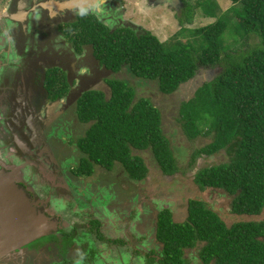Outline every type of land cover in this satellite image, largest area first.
<instances>
[{
	"label": "trees",
	"instance_id": "16d2710c",
	"mask_svg": "<svg viewBox=\"0 0 264 264\" xmlns=\"http://www.w3.org/2000/svg\"><path fill=\"white\" fill-rule=\"evenodd\" d=\"M181 1L184 8L175 15L180 29L165 42L149 30L110 28L91 13L67 23L64 35L75 53L90 46L111 73L109 94L91 89L77 101V116L89 128L78 142L84 156L75 174L88 176L96 165L108 169L118 162L132 179L142 180L148 169L134 152L146 148L162 174L178 173L180 161L154 96L139 94L135 82L116 75L126 70L138 81L155 82L168 95L202 74L192 97L180 103L177 125L193 142L212 134L209 143L194 148L189 165L203 155L222 153L227 159L198 165L193 181L201 191L226 194L238 219L227 224L204 199H188V217L181 223L163 209L156 236L162 251L158 258L147 254L146 264H189L184 252L197 244L203 264H264V0H228L224 10L218 0ZM196 9L214 21L186 27ZM186 33L192 38L181 40ZM202 70L213 73L206 76ZM51 73L45 86L51 100L61 99L69 89L67 76L57 67ZM101 224L91 219L90 233L100 241L122 243L106 238ZM64 233L70 241L76 236L75 230ZM85 247L93 260L95 250Z\"/></svg>",
	"mask_w": 264,
	"mask_h": 264
},
{
	"label": "flooded vegetation",
	"instance_id": "af4514ba",
	"mask_svg": "<svg viewBox=\"0 0 264 264\" xmlns=\"http://www.w3.org/2000/svg\"><path fill=\"white\" fill-rule=\"evenodd\" d=\"M44 1L48 0H27L22 5L21 0H8L0 9V170H5L2 169L4 163L18 165L20 179L17 178L16 185L25 189V193L30 198L40 200L43 197L46 200H40L34 206L35 214L43 216L51 223L52 221L55 223L60 221V223L57 224L54 232L34 239L22 247L25 250L22 254L18 251L9 254L0 247V264H92L93 260H88L81 250L83 245L79 244V239L75 236L70 241L66 237L68 234L62 233V215L57 211L61 208L59 201H67L52 196L47 198L48 193L46 196L41 195L30 179L29 167L37 162L36 159L50 162L48 146L55 135L54 125L46 127L49 117L41 114L46 110V104L51 102L50 91L45 86L44 69L57 65L66 71L68 78L72 73L84 82L86 81L82 77L87 76V74H76L77 72L70 65L73 59L71 53L61 46L63 44L61 39L64 38L62 33L60 35L58 26L61 22H72L73 13L65 9L52 15L48 9L41 6ZM167 1L168 4L176 5L174 6L176 11L179 9L177 7L182 6L180 11L183 9L181 0ZM114 2L109 0L102 4V11L96 12L100 19L107 22L116 19L119 21L117 27L131 26L140 31L139 27L131 25L127 20L110 18L116 12ZM23 13L24 19L20 20L16 17ZM117 14L120 15L119 12ZM22 35L30 36V42L34 47L25 48ZM57 49L61 51V55L57 53ZM81 65L85 67L91 65L89 71L92 75H101L104 72L94 56L84 57L82 53L77 60V67ZM89 83H93V80ZM65 150L60 149L63 153ZM1 152L5 156L1 155ZM58 182L60 190L66 192L63 185L65 181L59 179ZM64 209L69 210V208ZM74 230L76 231L72 227L66 231L74 232ZM52 236H55V239L51 238ZM45 252H49V255H45Z\"/></svg>",
	"mask_w": 264,
	"mask_h": 264
},
{
	"label": "crops",
	"instance_id": "0c3cea01",
	"mask_svg": "<svg viewBox=\"0 0 264 264\" xmlns=\"http://www.w3.org/2000/svg\"><path fill=\"white\" fill-rule=\"evenodd\" d=\"M26 1L27 0H21V3H23L22 5H24ZM107 1L109 0H48L42 2L41 6L48 9L50 14L52 15L57 14L60 10H71L74 16H72L73 22L77 20L76 17L81 13L95 14L100 19L99 15L96 12L102 11V4L106 3ZM0 6L1 8L5 6L4 0H0ZM16 17L22 20L24 19V13L21 14V16L16 15ZM70 51L71 56L73 58L70 63L72 69L77 72L76 74H87V76L82 77V79L86 82L78 79L77 75L73 76L72 73H70V77L68 78L66 71L60 66L55 65L53 67H46L44 69L45 72L48 69L56 67L65 72L67 80L69 82V89L67 94L63 98L50 100L51 102L46 104V110L44 112H41V114H46V116L49 117L46 127H52V125L55 124H65V128L70 129L72 133H74V131L76 133L79 131L78 134L81 138L89 128V124L83 123L79 120L76 111L77 101L81 97L82 91H87L91 89L101 90L93 87V84L97 80H99L101 76H103V72L101 73V75H92L89 69L85 71L87 67L82 65L77 67V60L79 57H81L84 51L80 54L75 53L73 49H70ZM57 53L61 55V51ZM106 70L105 67H103V71ZM106 79L107 78H104L103 80L106 82ZM92 80L93 83H89ZM83 86L84 88H82ZM88 86L92 87L89 88ZM86 124H88L87 128ZM54 139L53 141H50V145L48 146V155L50 156V162L36 159L37 162H35V165L32 164L31 167H29V172L31 173L30 179L32 183L35 184V187L37 188L38 192L40 193V190H42L41 195L46 196V193L49 194L47 195V198L48 196H52L59 200H64L67 202H69L70 200H72L73 202L75 198L77 199L79 197L86 196L89 200L88 202H86L87 205L84 204V207L80 209L78 208V211H76V213H78L79 210L87 211L89 213V219L87 221L88 231H90L91 219H97L102 223L100 226L101 230H103V227L109 226L108 224L104 225L106 224V222H112L113 225H116L118 222L126 224V228L124 229V232L121 234L120 237H117L116 235L112 234L109 236L107 231L106 233L104 232V234H106V238L122 239L123 241L121 244L100 241L97 238L94 240L86 239L88 242L86 244L87 248H93L95 250V258L98 260L97 264H111L110 262L106 261L109 260L108 258L113 257V259H115V254L121 255L124 253L130 254L132 258L136 257L143 264L146 263L147 254H151L152 252H154L156 253V256L158 255V258L162 251V243L156 238L157 220L160 211L163 209H168L171 213V217L174 222H184L188 217V199H185L184 202V217L183 214L177 210V207L174 204H160L161 202L164 203V199H159V196H154L150 194V189L144 190V188L140 184L141 181L132 179L125 171L124 167L118 162H115L108 169L103 168L100 165H96L95 174H93V176L95 177L93 181L94 183L87 179H79L75 177L73 173L69 172L71 167L74 165V163H71V158L65 157V154L60 151V149L67 150L71 147L67 139L66 131H64V133H56L54 135ZM73 145V147L75 149H78V151L80 152L78 154V151L76 150V160H81L84 154L79 150L77 142L75 144L73 143ZM140 151H149L153 156V152L150 150V148H146ZM134 154H136V152ZM143 162L148 165V162L147 160H145V158H143ZM118 170H120V172L123 174L122 182H120L119 178L117 177L120 174L118 173ZM35 174L38 177L33 181V176H35ZM145 178L146 179L144 180V183L148 184V182L146 181L149 177ZM27 179L29 178L27 177ZM59 179H62L63 182L65 181L63 185L65 186L66 192H62L60 190V183L58 182ZM159 179L160 178H158V180ZM166 179H168V177H166ZM72 181L74 183H72ZM75 184H82L85 188H83L81 191V189ZM89 184L93 187H97L98 191L96 190L95 192H91L92 187H87ZM150 184L152 183L150 182ZM40 185H45L46 191H44L45 189L43 190V187ZM105 186L106 189H101L99 191L100 188H104ZM87 188L89 189V192L85 191V189ZM41 198V201L45 200V198ZM181 203L182 202L178 204ZM153 204H155V206L152 208ZM68 213L73 214L71 209L68 210ZM59 214H57L58 217H60ZM73 215L75 216V214ZM82 226L83 224L81 225V227ZM76 227L77 226H74L75 229ZM81 229L86 230L85 228ZM64 232H66V229L64 230ZM131 257L129 258V260H131ZM199 262L200 264H203L201 261Z\"/></svg>",
	"mask_w": 264,
	"mask_h": 264
},
{
	"label": "rangeland",
	"instance_id": "374dc122",
	"mask_svg": "<svg viewBox=\"0 0 264 264\" xmlns=\"http://www.w3.org/2000/svg\"><path fill=\"white\" fill-rule=\"evenodd\" d=\"M218 1L221 4V7L223 10L227 9L231 4L230 1L228 0H218ZM191 2L193 1L191 0ZM114 3H115L114 7L115 6H119V7H115L116 12L110 18H118V19L122 18L123 20H127L131 23V25L135 27H139L140 31L149 30L158 37L160 42H165L166 40H169L180 29V25L178 24L175 14L180 12V9L182 8V6L177 7L179 9H177L176 11L175 9L176 7H174L176 5H172L171 3L168 4L167 0H158L157 3H154V0H116ZM183 8H184V5H183ZM0 9H1V6H0ZM118 12L120 13V15L117 14ZM101 21L105 23L107 26H109L110 28L119 26L118 25L119 21H116V19L112 20V22H107L105 20H101ZM212 21H214V18L206 17L205 15L202 14L201 10L196 9L193 15L192 22L185 24V26L188 28H196V27L207 25L211 23ZM66 25H67V22L65 23L61 22L58 26V29L61 31L62 36L64 37V40L61 39V42H63L61 46L64 48L65 51H69L71 53L70 47L73 48V44L68 40L66 35H64L65 30H66ZM179 37L181 40L189 39L188 37L192 38V36L188 33H186L185 36H179ZM22 41H23V45L25 48L26 46L29 49L34 47V45H32V42H30L31 41L30 36L22 35ZM85 48H84L85 53H83L84 57L93 56L91 47L86 46ZM58 52H60V50H58ZM91 67L92 66L90 65L89 67L85 69V71H87ZM100 68L103 69V66L101 65ZM93 70H96V68H93ZM51 72H52V68H51ZM51 72H50V69L46 70L45 78L47 77V75H50ZM202 73L206 76H209L213 72L212 71L210 72L208 70H202ZM109 76H110L109 71L107 70L104 71L103 76H101V78L93 84V87L104 90L107 94H109L108 86L106 82L103 80L104 78H108ZM116 76H119V78H126L130 81V83L135 82V84L137 85L139 94L154 96V99L156 100V104L162 109L164 131L170 140L174 155L180 161L179 165H180L181 170L178 173L174 175H164L161 173L159 165L157 164L156 160L154 161L155 158L152 156V154L149 151L136 150L135 151L136 155H138L142 159L145 158V160H147L148 162V165L145 164L148 169V172L146 175V177H149L146 181L148 182V184L144 183V180L146 178L139 180L141 181V183L140 182L139 183L142 185L144 190L150 189L151 190V191L149 190V192H151L150 194L154 196H159V199L163 198L164 203L163 202L160 203L162 205L174 204L177 207V210L180 213H182L183 216L185 214V205H184L185 199L195 198V199H204L207 202V205L210 206L213 210H215L227 224H231L236 219H238L237 218L238 216H234L230 212V202H229L230 199L226 194H222L221 192H219L218 191L219 189H215V190L206 189L205 192L201 191L199 190V188L193 181L194 172L196 171L195 167H197L198 165L202 166V165H206L207 163L213 164V162L217 163V162L225 161L227 159L222 153H218L217 155H213V157H209V158H205L206 155H203V156H200V158L198 157L196 159V164L189 165V162H190L189 158L194 148L202 146L204 143H209L212 140V134L205 136V137H200V139H198L196 142H193V141H190L188 138H185V136H183L181 130L178 128V125H177L176 119L179 115L180 103L182 100H186L192 97L195 89L198 86V82L202 81V74H200L197 79H194V80L189 81L188 83L182 84L176 91L168 95H164L160 93L158 91L157 84L155 82L138 81L134 79L131 76V74L126 70L120 72ZM88 87L91 88L92 86L91 87L88 86ZM85 92L86 91H82V94ZM87 126L88 124H86V128ZM64 131H66L67 139L69 141V144L71 145L69 149L65 150L64 154H65V157L71 158V161H72L71 163H74V165L71 167L69 172L73 173V175L79 179L80 178L87 179L93 182L95 179V177L93 176V174H95V167L93 169V173L88 175L89 177H87V175H76L75 174V172L77 171V168L80 165L81 160L80 159L76 160L78 149H75L73 147L74 146L73 143L75 144L76 142L77 143L79 142L80 140V137L78 134L79 131L77 133L75 131L74 133H72L70 129L65 128V124L64 125H56V124L54 125L53 134H56L59 132L64 133ZM79 153L80 152L78 151V154ZM1 155L5 156L4 153L2 152H1ZM15 163H18V162H15ZM33 165H35V163H33ZM65 171H68V170H65ZM118 173L120 174L117 177L119 178L120 182H122L123 174L120 172V170H118ZM37 177L38 176L35 174V176H33V181L37 179ZM166 177H168V179H166ZM158 178L160 179L158 180ZM150 182L152 184H150ZM72 183L74 182L72 181ZM75 185L79 187L81 191L83 188H85L82 184H75ZM40 186H42L43 190L45 189L44 191H46L45 185L44 186L40 185ZM89 186L92 187L93 189V190L91 189V192H95L96 190L98 191L97 187H93L90 184L87 187ZM106 186L104 188H100L99 191L101 189H106ZM88 190H89L88 188L85 189L86 192H89ZM40 193H42V190H40ZM88 201L89 200L86 196L79 197L77 199L75 198L73 202L72 200L69 202L59 201L60 202L59 204L61 208L63 209L60 208V210H58V213L62 215L61 224L63 225V228H64V229L61 228L62 233L65 229L70 230L72 227L77 226L76 237L80 241L79 244L84 243V246H81V250L84 252V254L87 257H90V254L85 247V245L88 243L86 239L94 240L96 239V237L94 234L89 233L90 231L87 230V221L89 219V213L83 210L82 211L79 210V212L76 213V211H78V208L80 209L84 207V204L87 205L86 202ZM180 202L182 203L178 204ZM154 206L155 204H153L152 208ZM64 208L71 209V211L73 212V214H75V216L73 214L68 213L67 209H64ZM243 219H248V218L243 217ZM58 223H60V221H58ZM82 224L83 226L81 227ZM107 224L109 226L103 227L102 231L105 233L107 231L109 236L112 234V235H116L117 237H120L121 234L124 232V229L126 228L125 223L118 222L116 225L115 224L113 225L112 222L110 223L106 222V224L104 225H107ZM81 228H85L86 230H82ZM53 235L55 234L53 233ZM200 247H201V244H197L193 248L185 250L184 257L189 260V264H200L199 255H198L199 254L198 250L200 249ZM45 255L48 256L49 252H45ZM130 257L131 255L128 253H124L121 255L115 254L114 255L115 259L111 257V258H108L109 260H106V261L110 262L111 264H129V263L130 264H143L136 257L135 258L131 257V260H129ZM97 262L98 260L94 258L92 264H97Z\"/></svg>",
	"mask_w": 264,
	"mask_h": 264
},
{
	"label": "water",
	"instance_id": "95a60500",
	"mask_svg": "<svg viewBox=\"0 0 264 264\" xmlns=\"http://www.w3.org/2000/svg\"><path fill=\"white\" fill-rule=\"evenodd\" d=\"M2 169L5 170H0V247L9 254L13 251L22 254L25 252L22 247L54 232L57 223L35 214L34 206L40 200L30 198L25 189L16 185L20 179L16 164L4 163Z\"/></svg>",
	"mask_w": 264,
	"mask_h": 264
},
{
	"label": "clouds",
	"instance_id": "9594fccd",
	"mask_svg": "<svg viewBox=\"0 0 264 264\" xmlns=\"http://www.w3.org/2000/svg\"><path fill=\"white\" fill-rule=\"evenodd\" d=\"M7 1L8 0H4V2H5V5L7 4ZM158 2V0H154V3H157ZM176 15V14H175Z\"/></svg>",
	"mask_w": 264,
	"mask_h": 264
}]
</instances>
